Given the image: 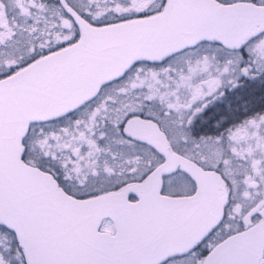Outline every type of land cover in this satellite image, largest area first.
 <instances>
[{"label":"snow or ice","instance_id":"6c2138e0","mask_svg":"<svg viewBox=\"0 0 264 264\" xmlns=\"http://www.w3.org/2000/svg\"><path fill=\"white\" fill-rule=\"evenodd\" d=\"M0 264H264V0H0Z\"/></svg>","mask_w":264,"mask_h":264}]
</instances>
